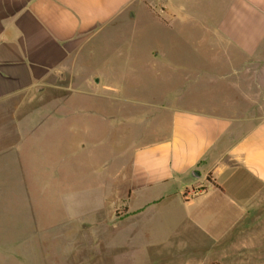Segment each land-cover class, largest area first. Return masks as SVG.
Returning <instances> with one entry per match:
<instances>
[{
  "label": "crops",
  "instance_id": "obj_1",
  "mask_svg": "<svg viewBox=\"0 0 264 264\" xmlns=\"http://www.w3.org/2000/svg\"><path fill=\"white\" fill-rule=\"evenodd\" d=\"M142 15L178 34L180 43L197 37L201 46L220 49L224 56H209L210 63L231 69L192 67L179 58L177 69L192 70L178 89L160 100H132L167 118L168 127L133 147L127 199L110 204L69 195L64 237L79 245L124 239L106 264H264V71L245 69L264 57V0H0V175L38 127L71 122L74 95H91L78 86L75 65L88 39ZM149 54L175 62L166 49ZM92 78L93 95H103L97 88L108 80ZM247 78L263 80V91L254 123L239 134L237 122L245 119L234 112ZM199 84L217 86L216 96ZM6 192L0 184V206H15ZM20 244L15 264H22ZM81 249L77 257L85 255ZM30 252L28 264H39ZM102 252L94 249L90 262L101 264Z\"/></svg>",
  "mask_w": 264,
  "mask_h": 264
},
{
  "label": "rangeland",
  "instance_id": "obj_2",
  "mask_svg": "<svg viewBox=\"0 0 264 264\" xmlns=\"http://www.w3.org/2000/svg\"><path fill=\"white\" fill-rule=\"evenodd\" d=\"M174 34L142 15L98 29L88 39L75 65L83 74L77 79L78 86L83 84L91 95H74L78 98L72 101L78 105L72 106L76 118L71 116V122H58L47 129L38 127L21 151L10 156L6 174L0 175L7 199L15 202V206H0V262L4 259L6 264H15L14 252L20 243L22 264L31 261V250L39 264H93L94 249L103 251L100 263L106 264L110 249L125 247L124 239H96L81 245L69 242L62 231L64 203L69 195L72 199L101 198L110 204L127 199L123 190L133 147L156 138L157 129L167 128L169 122L167 118L158 120L157 111L132 100H160L166 92L178 89L192 70L177 69L179 58L190 59L192 67L213 65L214 70L225 73L231 69L232 64L210 63L209 56H224L220 49L201 46L197 37L182 38L180 43ZM168 40L163 47L162 42ZM155 48L171 51L175 62L164 63L159 56L150 58L149 52ZM249 65L247 73L264 71V57L261 64ZM94 73L108 80L97 88L103 95H93ZM245 82L246 95L238 97L234 112L245 119L237 122L239 134L254 123L258 96L263 91L259 85L263 80L247 78ZM197 88L217 91L211 84ZM223 94L230 96L229 88ZM81 248L90 250L77 257L76 251L84 250Z\"/></svg>",
  "mask_w": 264,
  "mask_h": 264
},
{
  "label": "water",
  "instance_id": "obj_3",
  "mask_svg": "<svg viewBox=\"0 0 264 264\" xmlns=\"http://www.w3.org/2000/svg\"><path fill=\"white\" fill-rule=\"evenodd\" d=\"M97 80H98V79H97ZM193 175H195V176H196V175L199 176L200 174H199V172L194 171V172H193Z\"/></svg>",
  "mask_w": 264,
  "mask_h": 264
},
{
  "label": "trees",
  "instance_id": "obj_4",
  "mask_svg": "<svg viewBox=\"0 0 264 264\" xmlns=\"http://www.w3.org/2000/svg\"><path fill=\"white\" fill-rule=\"evenodd\" d=\"M210 179V178H209Z\"/></svg>",
  "mask_w": 264,
  "mask_h": 264
}]
</instances>
